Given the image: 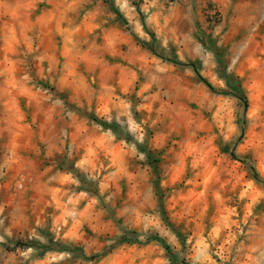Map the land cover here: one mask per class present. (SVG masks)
I'll list each match as a JSON object with an SVG mask.
<instances>
[{"label":"rangeland","instance_id":"rangeland-1","mask_svg":"<svg viewBox=\"0 0 264 264\" xmlns=\"http://www.w3.org/2000/svg\"><path fill=\"white\" fill-rule=\"evenodd\" d=\"M45 1L0 0V264H264V0H160L112 86L51 70Z\"/></svg>","mask_w":264,"mask_h":264},{"label":"crops","instance_id":"crops-1","mask_svg":"<svg viewBox=\"0 0 264 264\" xmlns=\"http://www.w3.org/2000/svg\"><path fill=\"white\" fill-rule=\"evenodd\" d=\"M149 6L144 11L143 18L140 14L133 11L123 13L124 30L114 18V15L107 11L102 0H46L45 5L40 7L42 24L40 28V38L42 46V57L51 67V70L70 69L72 67L74 74L68 76L74 83L79 79H86V74H81L82 62H91L98 64L96 66L97 74L94 75L97 84L101 86H112L111 82H103V79H124L131 74L120 63H116V69L120 74H101L100 72L108 69L106 60L107 42L112 41L114 37L120 39L121 45L124 42V50H120V59L128 62L134 54V50H139L140 43L133 46L129 51L130 44L142 40L143 48L146 46L153 47L152 37L156 36L153 32L160 29V16L163 22H170L183 18L186 10L178 7L171 8L168 6L166 12L162 9L163 2L160 0H143ZM190 6L187 10L194 14L198 12L192 5L202 0H189ZM149 10V13H148ZM25 14H28L25 12ZM30 15V14H29ZM133 32L128 33V28ZM144 27L147 31H144ZM131 40V41H130ZM137 40V41H136ZM100 48V49H99ZM150 50V49H149ZM105 53V54H104ZM109 51H107L108 55ZM69 65V66H68ZM127 67V66H126ZM56 83L62 82L67 74H54ZM72 83V82H71ZM73 83V84H74ZM61 84V83H59ZM72 84V85H73Z\"/></svg>","mask_w":264,"mask_h":264}]
</instances>
